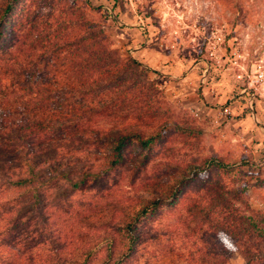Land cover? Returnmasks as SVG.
<instances>
[{
	"label": "trees",
	"instance_id": "trees-1",
	"mask_svg": "<svg viewBox=\"0 0 264 264\" xmlns=\"http://www.w3.org/2000/svg\"><path fill=\"white\" fill-rule=\"evenodd\" d=\"M34 4L10 0L0 11V264H233L235 252L245 264H264V214L251 210L243 189L216 182L205 181L196 196L176 188L167 206L156 190L130 211L117 199L110 220L78 211L82 232L50 220L48 193L79 190L107 173L84 166L73 179L67 157L114 141L116 165L131 139L149 144L141 125L157 111L145 85L125 76L135 63L110 48L101 26L74 21L69 10L45 15ZM52 233L58 245L49 248ZM89 242L94 247H83Z\"/></svg>",
	"mask_w": 264,
	"mask_h": 264
},
{
	"label": "rangeland",
	"instance_id": "rangeland-1",
	"mask_svg": "<svg viewBox=\"0 0 264 264\" xmlns=\"http://www.w3.org/2000/svg\"><path fill=\"white\" fill-rule=\"evenodd\" d=\"M25 1L45 15L57 17L60 10H69L68 18L101 26L110 48L135 63L125 76L145 85L157 111L141 125L145 139L152 138L149 144L131 139L116 165L111 164L114 141L86 145L78 157H67L75 166L73 179L84 166L107 173L79 190L62 186L48 193L44 208L54 213L51 221H58V227L77 225L82 232L78 211L90 209L110 220L117 199L128 202L130 211L156 190L167 206L176 188L196 196L205 181L243 189L251 210L264 214V79L257 78L264 72V0ZM7 2L0 0V11ZM237 17L244 19L242 24L229 23ZM72 30L81 33L79 27ZM251 93H256L255 115L248 105ZM226 108L231 114L224 113ZM54 237L52 233L49 248L58 245ZM2 242L15 250L10 240ZM83 247L94 246L89 242ZM232 263L245 261L235 252Z\"/></svg>",
	"mask_w": 264,
	"mask_h": 264
},
{
	"label": "built area",
	"instance_id": "built-area-1",
	"mask_svg": "<svg viewBox=\"0 0 264 264\" xmlns=\"http://www.w3.org/2000/svg\"><path fill=\"white\" fill-rule=\"evenodd\" d=\"M257 78H259L260 80H263L264 79V72H260L259 71V74H258ZM255 99H256V93H251L249 95V100H248L249 103H248V105H249V108H250V110H251L253 115H255V111H254V108H253V104H254ZM224 113L225 114H231L229 108H226Z\"/></svg>",
	"mask_w": 264,
	"mask_h": 264
}]
</instances>
